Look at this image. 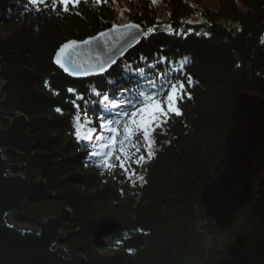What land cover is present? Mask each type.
<instances>
[{
    "label": "trees",
    "instance_id": "trees-1",
    "mask_svg": "<svg viewBox=\"0 0 264 264\" xmlns=\"http://www.w3.org/2000/svg\"><path fill=\"white\" fill-rule=\"evenodd\" d=\"M46 3L36 11L30 0H0V108L26 118L23 130L33 145L29 156L4 154L18 165L16 173L42 179L52 193L24 202L14 220L31 223L67 208L64 245L84 258L80 264H218L228 258L235 231L245 236L249 264H264V142L231 228H219L200 201L202 186L223 170L235 95L264 98V0H79L67 12ZM128 21L146 34L106 73L75 80L55 66L63 42ZM160 73L185 80L181 115L155 129L151 159L140 137L145 160L129 171L143 181L133 176V184L119 168L102 174L100 156L88 153L107 151L98 147L104 141L97 137L109 135L98 117L117 115L122 108H109L104 96L115 92L122 104L124 91L109 82L134 92L147 89L149 79L159 85ZM73 100L81 106L79 123L95 129L91 141L76 138Z\"/></svg>",
    "mask_w": 264,
    "mask_h": 264
},
{
    "label": "water",
    "instance_id": "water-1",
    "mask_svg": "<svg viewBox=\"0 0 264 264\" xmlns=\"http://www.w3.org/2000/svg\"><path fill=\"white\" fill-rule=\"evenodd\" d=\"M138 26V27H135ZM103 34V35H101ZM145 35L143 26L135 21L111 24L95 36L84 40L65 41L56 50L53 62L65 75L91 79L109 71L135 47ZM75 41V44L71 42ZM69 47L61 52L60 49ZM57 55L61 63H57ZM102 61H114L101 72ZM65 68L68 70L65 71ZM3 93L0 92V101ZM7 128L0 127V264H80L84 258L64 245L69 233L63 231L70 220V211L63 208L56 216L32 219L37 228L23 227L9 219L10 213L20 212L22 204L52 196L42 179L31 180L21 173H9L18 165L4 157L5 149L29 156L33 145L25 132L26 118L21 114L2 110L0 116L8 119ZM13 114H17L13 117ZM264 142V98L257 94L240 92L235 95L231 126L225 136L223 170L217 178L201 188L200 201L205 214L221 229L232 226L235 213L241 208L251 188V167L257 150ZM228 258L218 264H249L245 250V236L235 231L226 247ZM69 255L70 258L66 256Z\"/></svg>",
    "mask_w": 264,
    "mask_h": 264
},
{
    "label": "snow or ice",
    "instance_id": "snow-or-ice-1",
    "mask_svg": "<svg viewBox=\"0 0 264 264\" xmlns=\"http://www.w3.org/2000/svg\"><path fill=\"white\" fill-rule=\"evenodd\" d=\"M30 3L35 5V10L40 11V5L48 7L46 0H30ZM75 6L79 3V0H51L52 10L56 11L57 5H62V11L67 12L69 10L68 5ZM138 27V26H135ZM149 32L151 29L148 30ZM103 35V34H101ZM75 44L76 42H71ZM69 47L65 44L60 49L64 52ZM56 62L61 63L60 56L57 55ZM114 61H102L98 68L103 72L106 67L110 66ZM68 69L65 68V71ZM137 72L143 73V69H136ZM163 75L165 79L161 80L157 85L153 79L147 80L148 88L137 89L133 92L126 85H120L119 81H110L114 88L123 87L124 91L120 94L119 99L121 103L117 102V96L115 92L111 98L104 96V102L111 99L109 108H122V110L115 116L110 112L108 115L98 117L99 128L101 130H107L109 135L107 137L99 136L98 140L104 141L98 145L99 149H107V151H92L89 152V156H100L97 162V167L102 170V174L107 172L112 174L117 168H119L123 175L135 184V180H132L133 176H136L135 170L131 172L129 169L133 163L141 164L145 160V156L141 155L140 137L143 138V143L147 149V158L151 159L155 154L152 145L155 140L153 133L155 129L168 122L172 115H181L179 102L184 98L186 93L185 80L169 79L164 73L157 74L159 77ZM131 78V76L129 77ZM188 85L191 84V78L186 80ZM70 93H73V89H68ZM127 93H131L128 95ZM77 99L82 100L83 97L77 94ZM73 106L77 109L74 119L79 124L81 120V106L76 103V100L72 101ZM127 105V107H123ZM61 111V109H57ZM85 116H87L88 110L85 109ZM89 131L95 132V129ZM77 140H93V136L85 133L81 135L79 128L75 132ZM87 147V145H85ZM135 157V159L133 158ZM136 179L143 181V176H136Z\"/></svg>",
    "mask_w": 264,
    "mask_h": 264
},
{
    "label": "rangeland",
    "instance_id": "rangeland-1",
    "mask_svg": "<svg viewBox=\"0 0 264 264\" xmlns=\"http://www.w3.org/2000/svg\"><path fill=\"white\" fill-rule=\"evenodd\" d=\"M191 21H197V20H199V16H193L191 19H190ZM2 116H0V118H1ZM8 120V119H7ZM77 128H79V131H80V133H81V135H84L85 133H88L89 135H90V133H91V131H89L91 128L88 126V125H85L84 123L83 124H78V123H76V129ZM77 131V130H76ZM14 169L13 168H11V169H9V173H14ZM15 213H10L9 214V219H12V216L14 215ZM17 225L19 226V227H23L24 225H25V223H17ZM26 226V225H25ZM28 227H33V228H35V225H33L32 223H30L29 225H27Z\"/></svg>",
    "mask_w": 264,
    "mask_h": 264
},
{
    "label": "bare ground",
    "instance_id": "bare-ground-1",
    "mask_svg": "<svg viewBox=\"0 0 264 264\" xmlns=\"http://www.w3.org/2000/svg\"><path fill=\"white\" fill-rule=\"evenodd\" d=\"M96 34H97V33H96ZM96 34H95V35H96ZM95 35H93V36H95ZM91 37H92V36H91ZM0 92H2V91H1V88H0ZM2 93H3V92H2ZM2 98H3V96H2ZM16 116H17V114H13V117H16ZM7 118H8V120L5 119V118H2V117H1L0 119H4V120H6V121L8 122V125H9V121L12 119V115H11V114L8 115ZM24 123H26V122H24ZM8 125L5 126V127H2V126H0V127H1V128H7ZM24 126H25V124H24ZM28 134H29V133H28ZM5 150H7V149H5ZM5 150H4V153H5ZM4 157H5V154H4ZM5 158H6V157H5ZM6 159H7V158H6ZM7 160H8V159H7ZM8 161H9V160H8ZM9 162H10V161H9ZM11 163H12V162H11ZM15 170H16V169H15ZM14 173H16V172L14 171ZM17 174H18V173H17ZM16 213H18V212H15V214H16ZM15 214H14V215H15ZM14 215H13V216H14ZM13 216H12V219L14 220V217H13ZM47 217H49V216H47ZM44 218H45V217H44ZM14 221H15V220H14ZM16 222H17V221H16ZM68 222H69V221H68ZM68 222H67V223H68ZM18 223H19V222H18ZM25 224H30V223H25ZM33 225H34V224H33ZM36 228H37V226L35 225V228H33V229H36ZM66 248H67V247H66ZM70 251H72V250H70ZM66 257H67V258H70L69 255H67Z\"/></svg>",
    "mask_w": 264,
    "mask_h": 264
}]
</instances>
